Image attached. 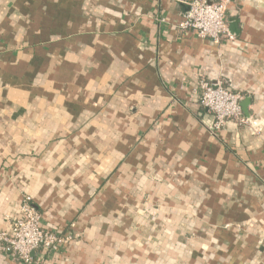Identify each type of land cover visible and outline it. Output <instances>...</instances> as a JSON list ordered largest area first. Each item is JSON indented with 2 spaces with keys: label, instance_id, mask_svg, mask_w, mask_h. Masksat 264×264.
I'll return each instance as SVG.
<instances>
[{
  "label": "crops",
  "instance_id": "1",
  "mask_svg": "<svg viewBox=\"0 0 264 264\" xmlns=\"http://www.w3.org/2000/svg\"><path fill=\"white\" fill-rule=\"evenodd\" d=\"M191 1L0 0V232L28 195L73 236L35 264H264V0L220 44ZM219 79L261 134L212 129Z\"/></svg>",
  "mask_w": 264,
  "mask_h": 264
},
{
  "label": "built area",
  "instance_id": "2",
  "mask_svg": "<svg viewBox=\"0 0 264 264\" xmlns=\"http://www.w3.org/2000/svg\"><path fill=\"white\" fill-rule=\"evenodd\" d=\"M228 0H192L179 27L182 31H194L198 38L216 44L233 40L227 16ZM200 104L213 115L212 129L217 131L227 122L257 127L259 120L245 116L242 94L232 85L219 79L216 82L202 80L196 91ZM72 235L46 229L42 215L31 196H25L19 214L10 220L8 230L0 232V250L12 260L23 264H35L38 253L54 252L70 243Z\"/></svg>",
  "mask_w": 264,
  "mask_h": 264
},
{
  "label": "rangeland",
  "instance_id": "3",
  "mask_svg": "<svg viewBox=\"0 0 264 264\" xmlns=\"http://www.w3.org/2000/svg\"><path fill=\"white\" fill-rule=\"evenodd\" d=\"M257 119V118H256ZM259 120V119H258ZM259 125L257 127H251L249 125H247V127L250 129V131L254 134V135H259L261 134V132L263 131V125L260 122V120L258 121Z\"/></svg>",
  "mask_w": 264,
  "mask_h": 264
}]
</instances>
